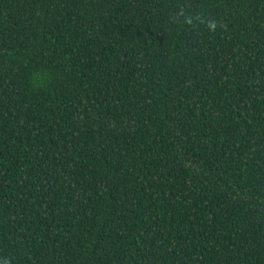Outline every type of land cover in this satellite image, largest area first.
I'll list each match as a JSON object with an SVG mask.
<instances>
[{"label":"trees","instance_id":"16d2710c","mask_svg":"<svg viewBox=\"0 0 264 264\" xmlns=\"http://www.w3.org/2000/svg\"><path fill=\"white\" fill-rule=\"evenodd\" d=\"M0 264H264V0H0Z\"/></svg>","mask_w":264,"mask_h":264}]
</instances>
